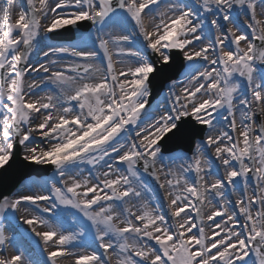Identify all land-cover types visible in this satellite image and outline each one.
Here are the masks:
<instances>
[{
    "label": "snow or ice",
    "instance_id": "obj_1",
    "mask_svg": "<svg viewBox=\"0 0 264 264\" xmlns=\"http://www.w3.org/2000/svg\"><path fill=\"white\" fill-rule=\"evenodd\" d=\"M260 17L264 0H24L14 20L5 9L0 169L22 156L52 174L35 182L43 191L0 194V264H264ZM67 33L78 36L54 42ZM176 64L167 107L149 106L157 66ZM21 220L39 258L7 235Z\"/></svg>",
    "mask_w": 264,
    "mask_h": 264
},
{
    "label": "rangeland",
    "instance_id": "obj_2",
    "mask_svg": "<svg viewBox=\"0 0 264 264\" xmlns=\"http://www.w3.org/2000/svg\"><path fill=\"white\" fill-rule=\"evenodd\" d=\"M4 0H0V15L2 14V11L5 10V7L3 4ZM15 2H13V12L18 13L20 10V6L21 4L24 2V0H14ZM15 16L12 17V19L16 18V14ZM260 18H264V17H260ZM145 23L146 25H150L151 20L150 18H146L145 19ZM194 50H198V49H194ZM33 59H40V60H45L46 58H44L42 56V54L40 56L36 55V52L33 53ZM66 59H71L70 57H66ZM187 64V63H186ZM117 68H119V65H117ZM183 77H181L180 80H182ZM182 85H178L177 86V91H179V88ZM45 93H41V95H44ZM169 95V88L167 93L165 94V96ZM165 96L163 98V100L161 102L163 103V107H167V102H165ZM160 102V104H161ZM159 114V113H157ZM37 180H31V182H27L26 184H24L13 196H15L16 194H32L33 192H40L43 191V189H41L39 186H37L35 184ZM212 210V206L208 205L205 209L206 213L210 212ZM19 215L22 216H28L29 218L33 215H40V213L34 209H27V210H21V212L19 213ZM48 219H52L51 214H44ZM19 228L21 230H23L22 232H15L13 231V229L11 227H8L6 229L7 235L11 236H15L16 237V242L23 246L25 249H27L28 251L32 252L34 254V256H36V258H39L38 254L42 248V242L39 241L38 237H34L33 235H31V230L30 227L26 224L23 223V221H19ZM37 228L41 229L42 231H47V227L45 225H38ZM24 233H28L29 235H25ZM15 251L14 248H10L9 249V254H13ZM62 264H72L71 260H64L62 261Z\"/></svg>",
    "mask_w": 264,
    "mask_h": 264
},
{
    "label": "water",
    "instance_id": "obj_3",
    "mask_svg": "<svg viewBox=\"0 0 264 264\" xmlns=\"http://www.w3.org/2000/svg\"><path fill=\"white\" fill-rule=\"evenodd\" d=\"M177 64L173 65L172 68L170 69H162L159 72V75H156V79L155 81H159L160 83L163 81H168L172 79V73L177 70ZM173 79H176L173 78ZM172 79V80H173ZM159 93L161 92L158 91ZM151 101H153V99H151ZM151 104V103H150ZM196 138H200L199 136L194 137V140ZM183 148H186L189 150V143L185 142L182 144ZM19 156H14L13 161L11 162V165L6 168V170H1V174H0V194H9L12 195L14 193L15 190H17V188L19 187V185L21 184L20 180V172L19 171ZM5 182H12V184H6ZM17 182V183H16ZM16 183V184H13Z\"/></svg>",
    "mask_w": 264,
    "mask_h": 264
},
{
    "label": "bare ground",
    "instance_id": "obj_4",
    "mask_svg": "<svg viewBox=\"0 0 264 264\" xmlns=\"http://www.w3.org/2000/svg\"><path fill=\"white\" fill-rule=\"evenodd\" d=\"M13 2H15V1H14V0H4V1H3V4H5V5H4L5 9H8V11H9L10 14H11V17H14V16H15V13H16V12H13V4H14ZM4 11H5V10L2 11V14H4ZM16 14H17V13H16ZM14 19H15V18H14ZM14 19H13V20H14ZM37 230H38V231H42V230L39 229V228H37Z\"/></svg>",
    "mask_w": 264,
    "mask_h": 264
}]
</instances>
